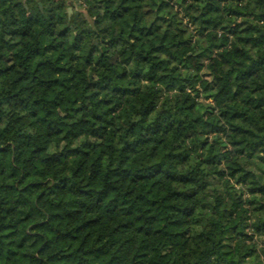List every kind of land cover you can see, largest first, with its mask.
<instances>
[{"label":"trees","instance_id":"1","mask_svg":"<svg viewBox=\"0 0 264 264\" xmlns=\"http://www.w3.org/2000/svg\"><path fill=\"white\" fill-rule=\"evenodd\" d=\"M259 113L264 0H0V264H264Z\"/></svg>","mask_w":264,"mask_h":264},{"label":"rangeland","instance_id":"2","mask_svg":"<svg viewBox=\"0 0 264 264\" xmlns=\"http://www.w3.org/2000/svg\"><path fill=\"white\" fill-rule=\"evenodd\" d=\"M68 8H71L70 12H72L73 10L72 7L69 6ZM76 8H78V6ZM77 101H78V90L77 88L76 89L74 88L72 91L68 93V96L63 102L59 104L56 103L52 104V115H58L63 113L66 107H68L72 103H76ZM259 114L264 116V113H259ZM256 239L258 241L259 247H264V237H256Z\"/></svg>","mask_w":264,"mask_h":264},{"label":"water","instance_id":"3","mask_svg":"<svg viewBox=\"0 0 264 264\" xmlns=\"http://www.w3.org/2000/svg\"><path fill=\"white\" fill-rule=\"evenodd\" d=\"M69 9V11L71 10V8H68Z\"/></svg>","mask_w":264,"mask_h":264}]
</instances>
